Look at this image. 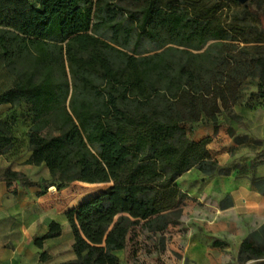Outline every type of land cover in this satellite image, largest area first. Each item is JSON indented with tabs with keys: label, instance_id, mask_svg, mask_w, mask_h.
<instances>
[{
	"label": "trees",
	"instance_id": "obj_1",
	"mask_svg": "<svg viewBox=\"0 0 264 264\" xmlns=\"http://www.w3.org/2000/svg\"><path fill=\"white\" fill-rule=\"evenodd\" d=\"M255 1L261 12L245 5L255 20H241L233 13L240 0H0V62L13 80L0 92V107L9 106L0 157L10 163L0 181L41 188L39 196L100 186L66 213L76 259L63 264H122L138 226L182 217L181 177L229 174L208 148L212 139L194 141L186 125L217 132L232 109L254 111L243 100L250 80L264 101V0ZM144 42L158 51L140 52ZM23 118L22 153L15 131ZM28 155L25 164L46 168L51 185L12 169ZM258 158L251 186L264 195ZM49 227L34 240L43 263L51 260L45 241L64 231L56 221ZM238 251V264H264V224Z\"/></svg>",
	"mask_w": 264,
	"mask_h": 264
},
{
	"label": "rangeland",
	"instance_id": "obj_2",
	"mask_svg": "<svg viewBox=\"0 0 264 264\" xmlns=\"http://www.w3.org/2000/svg\"><path fill=\"white\" fill-rule=\"evenodd\" d=\"M255 0H246V3L240 1L238 7H233V13L242 20H255L251 14H247L245 5H252L254 12L259 11ZM158 47L147 42L142 43L140 52L154 54ZM13 84V80L4 74L3 65L0 62V92L7 90ZM243 100L251 104L254 108L252 118H240L236 121V137L245 138L247 136L252 140L248 144L252 148H247L253 156L264 159V101L257 97L258 80H250L244 84ZM8 110L0 108V118H4ZM17 116L24 113V109L16 111ZM24 119V118H23ZM15 131V135L22 142L21 152L28 149L27 143L23 139L25 126ZM187 133L193 139L199 135L200 128L197 125H186ZM198 133V134H197ZM255 158V160L257 159ZM262 158V159H261ZM20 159H17V161ZM14 163L12 164L13 167ZM24 172L23 175L32 182L37 183L40 180H46L52 184L49 171L44 167L28 168L20 165ZM14 169V168H12ZM197 174V173H195ZM194 176V175H193ZM193 180H195L194 177ZM207 178V177H206ZM109 185L106 186V189ZM100 186L90 187L82 183L69 185L64 191H58L55 187L49 190L50 201L48 205L57 212H68L71 209V203L80 195H94L98 192ZM243 198L222 197L214 201L207 198L199 202L202 211H199L197 217L190 214L184 215L182 208L185 199L182 201L180 208L183 215L180 219L174 216H158L148 224L138 226L133 234L129 246L125 252L128 264H238L239 247L248 235L264 224V217L257 213L255 207L242 203ZM251 202V201H249ZM185 206V205H184ZM186 208L192 210L190 203ZM204 208H207L206 211ZM201 213V214H200ZM220 240L224 243L222 247L215 248L213 244ZM64 254L70 252V245L65 243L62 246ZM125 259V258H124Z\"/></svg>",
	"mask_w": 264,
	"mask_h": 264
},
{
	"label": "crops",
	"instance_id": "obj_3",
	"mask_svg": "<svg viewBox=\"0 0 264 264\" xmlns=\"http://www.w3.org/2000/svg\"><path fill=\"white\" fill-rule=\"evenodd\" d=\"M0 108L8 110L9 106ZM253 113L247 108H234L220 117V127L217 132L213 127H202L198 131L199 135L193 138L196 142L211 138L212 142L208 148L220 167L229 174L206 178L197 170H192L181 177L178 185L186 195L182 206L186 217L190 214L198 217L197 213L203 209L200 208L199 202L207 196L214 201L222 197L243 198L242 203L255 207L257 213L264 217V195L254 191L251 186L252 165L257 156L246 152L252 147L238 146L232 138L236 134L238 117L250 119ZM29 157L30 155L15 161L12 168L23 173L19 166L24 165ZM9 165L6 157H0V169H6ZM25 166L35 168L26 164ZM192 176L195 180L191 178ZM256 176H264V165L256 169ZM41 191V188L23 186L17 181L10 183L0 181V264H63L76 259L72 250L74 236L66 218L67 212L59 213L57 209L50 207L48 205L50 194L39 196ZM188 203L192 210L186 208ZM55 221L63 226L64 231L61 237L45 241L44 250L51 256V260L43 263L40 256L43 250L36 246L34 240L46 235L50 230L49 225ZM65 243L71 247L67 254L62 251ZM126 250L120 253L122 264H128Z\"/></svg>",
	"mask_w": 264,
	"mask_h": 264
},
{
	"label": "water",
	"instance_id": "obj_4",
	"mask_svg": "<svg viewBox=\"0 0 264 264\" xmlns=\"http://www.w3.org/2000/svg\"><path fill=\"white\" fill-rule=\"evenodd\" d=\"M241 2H243V3H246V0H240Z\"/></svg>",
	"mask_w": 264,
	"mask_h": 264
}]
</instances>
